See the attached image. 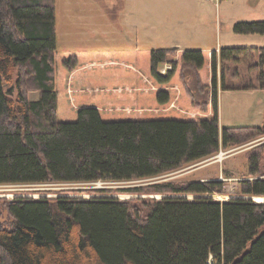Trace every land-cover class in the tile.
I'll return each mask as SVG.
<instances>
[{
  "label": "trees",
  "instance_id": "16d2710c",
  "mask_svg": "<svg viewBox=\"0 0 264 264\" xmlns=\"http://www.w3.org/2000/svg\"><path fill=\"white\" fill-rule=\"evenodd\" d=\"M234 31L264 34V19ZM187 69L209 91L201 104ZM251 88L264 90V46L58 51L55 0H0V185L157 177L255 142L264 124L221 126L219 114L220 90ZM259 142L223 201L208 196L224 193L219 179L115 190L165 195L150 201L108 187L0 197L12 219H0V264H264ZM87 192L99 196L73 195Z\"/></svg>",
  "mask_w": 264,
  "mask_h": 264
},
{
  "label": "rangeland",
  "instance_id": "374dc122",
  "mask_svg": "<svg viewBox=\"0 0 264 264\" xmlns=\"http://www.w3.org/2000/svg\"><path fill=\"white\" fill-rule=\"evenodd\" d=\"M55 1L58 51L163 47L213 50L229 46H264V34H242L234 31V24L240 20L264 19V0H220L219 3L213 0ZM251 6H256L263 12H255ZM169 66L171 64L165 62L160 65V69L162 67L167 69ZM197 80L194 70L185 71V82L192 90L197 104H201L208 98L209 91ZM39 94V91H31L30 98L38 99ZM219 114L222 126H262L264 90L260 88L221 90ZM262 139L264 137L255 142L221 149L209 158L188 163L180 169L157 177L129 181L107 179L94 183L5 184L0 185V197L13 199L16 194H26L27 197L38 199L61 194L41 190L108 187L114 190L115 193H112L114 196L121 199L141 198L150 201L161 199L165 195L152 192L150 186L142 192L116 193L115 190L136 188L156 182L179 183L219 179L227 183L224 193L215 192L208 196L223 201L236 196L238 180L248 175L249 149L259 144ZM221 151L228 153H224L222 157ZM73 195L87 199L99 196L88 192ZM184 196L192 199L194 194ZM254 198L257 201L256 196ZM142 209L145 210V207ZM0 211L1 221L4 225L10 226L12 219L5 211V205H0Z\"/></svg>",
  "mask_w": 264,
  "mask_h": 264
},
{
  "label": "crops",
  "instance_id": "0c3cea01",
  "mask_svg": "<svg viewBox=\"0 0 264 264\" xmlns=\"http://www.w3.org/2000/svg\"><path fill=\"white\" fill-rule=\"evenodd\" d=\"M251 9L252 10H254L255 12H258V13H260V12H263V10H261L260 8H257L256 6H251ZM179 48V50H181V49H183V48H181V47H178ZM216 50H220L219 48H216ZM167 63H169V62H166V64ZM169 68H171V66H169L167 69H169ZM162 69H163V67H162ZM166 69V70H167ZM220 92H221V90H220ZM221 124V123H220ZM222 126V125H221Z\"/></svg>",
  "mask_w": 264,
  "mask_h": 264
},
{
  "label": "built area",
  "instance_id": "2783aa9c",
  "mask_svg": "<svg viewBox=\"0 0 264 264\" xmlns=\"http://www.w3.org/2000/svg\"><path fill=\"white\" fill-rule=\"evenodd\" d=\"M213 1H215L216 3H219L220 2V0H213ZM161 71L162 72H165L166 71V69H161ZM223 152V151H222ZM225 154H227L228 153V151H226V152H224ZM16 196H22V195H19V194H16Z\"/></svg>",
  "mask_w": 264,
  "mask_h": 264
},
{
  "label": "water",
  "instance_id": "95a60500",
  "mask_svg": "<svg viewBox=\"0 0 264 264\" xmlns=\"http://www.w3.org/2000/svg\"><path fill=\"white\" fill-rule=\"evenodd\" d=\"M13 88L11 87L10 90H12ZM19 195H22V196H25L26 194H19ZM197 196V195H194V197ZM251 198H254V197H251ZM255 199V198H254Z\"/></svg>",
  "mask_w": 264,
  "mask_h": 264
},
{
  "label": "bare ground",
  "instance_id": "6f19581e",
  "mask_svg": "<svg viewBox=\"0 0 264 264\" xmlns=\"http://www.w3.org/2000/svg\"><path fill=\"white\" fill-rule=\"evenodd\" d=\"M221 153H223V154H221ZM221 153H220V156H222V157H223V155H224V152H222V151H221ZM220 158H221V157H220Z\"/></svg>",
  "mask_w": 264,
  "mask_h": 264
}]
</instances>
